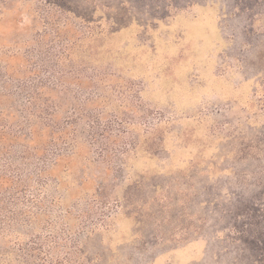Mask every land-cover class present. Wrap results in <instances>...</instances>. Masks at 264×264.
<instances>
[{
	"label": "rangeland",
	"instance_id": "obj_1",
	"mask_svg": "<svg viewBox=\"0 0 264 264\" xmlns=\"http://www.w3.org/2000/svg\"><path fill=\"white\" fill-rule=\"evenodd\" d=\"M49 4L80 46L84 90L100 83L99 123L129 133L110 144L130 152L114 159L109 197L91 201L96 179L79 202L67 193L84 214L71 221L87 232L79 264H264V0Z\"/></svg>",
	"mask_w": 264,
	"mask_h": 264
},
{
	"label": "trees",
	"instance_id": "obj_2",
	"mask_svg": "<svg viewBox=\"0 0 264 264\" xmlns=\"http://www.w3.org/2000/svg\"><path fill=\"white\" fill-rule=\"evenodd\" d=\"M49 2L0 0V32L16 16L13 44L0 43V264H79L87 232L71 221L84 214L73 217L67 193L75 186L79 202L98 180L91 201L106 199L114 159L124 167L130 152L110 147L129 133L115 138L112 124L99 123L100 83L91 78L84 90L72 60L80 46L63 36Z\"/></svg>",
	"mask_w": 264,
	"mask_h": 264
}]
</instances>
